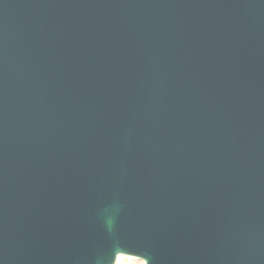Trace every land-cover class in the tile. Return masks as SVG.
Returning <instances> with one entry per match:
<instances>
[{"label":"water","instance_id":"water-1","mask_svg":"<svg viewBox=\"0 0 264 264\" xmlns=\"http://www.w3.org/2000/svg\"><path fill=\"white\" fill-rule=\"evenodd\" d=\"M264 264V0H0V264Z\"/></svg>","mask_w":264,"mask_h":264},{"label":"rangeland","instance_id":"rangeland-1","mask_svg":"<svg viewBox=\"0 0 264 264\" xmlns=\"http://www.w3.org/2000/svg\"><path fill=\"white\" fill-rule=\"evenodd\" d=\"M118 264H145V262L137 258L130 259L128 257H122Z\"/></svg>","mask_w":264,"mask_h":264},{"label":"bare ground","instance_id":"bare-ground-1","mask_svg":"<svg viewBox=\"0 0 264 264\" xmlns=\"http://www.w3.org/2000/svg\"><path fill=\"white\" fill-rule=\"evenodd\" d=\"M122 257H128V258H130V259L134 258V257H131V256L119 255V257H118V263L121 261V258H122Z\"/></svg>","mask_w":264,"mask_h":264}]
</instances>
